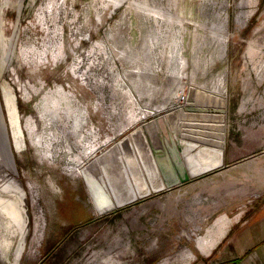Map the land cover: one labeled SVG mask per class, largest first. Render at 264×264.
<instances>
[{
    "label": "rangeland",
    "instance_id": "obj_1",
    "mask_svg": "<svg viewBox=\"0 0 264 264\" xmlns=\"http://www.w3.org/2000/svg\"><path fill=\"white\" fill-rule=\"evenodd\" d=\"M192 86L227 88L221 125L182 121L219 140L226 120L223 165L129 202L149 169L112 160L125 203L99 212L79 155L115 157L142 124L174 135L178 107L130 123ZM262 222L264 0H0V264H264L240 239Z\"/></svg>",
    "mask_w": 264,
    "mask_h": 264
},
{
    "label": "bare ground",
    "instance_id": "obj_2",
    "mask_svg": "<svg viewBox=\"0 0 264 264\" xmlns=\"http://www.w3.org/2000/svg\"><path fill=\"white\" fill-rule=\"evenodd\" d=\"M163 13V12H162ZM164 15V14H163ZM124 77V76H123ZM127 89L129 90V79H125ZM193 87V86H192ZM191 88V87H190ZM196 88V87H195ZM197 92L194 96L195 98L191 100L189 93L184 90L181 94L179 93V96L174 97L173 101H168L166 105H158V107H153L152 109L154 111H158V108L162 107H168L169 103H172L168 109H173V107H177L178 105H190L194 107H200L201 109H224L226 112L222 113L220 110H212V111H184L181 108H178L176 114L177 117V123L174 131V135L168 134L165 135L160 133V130H162V127L158 124V122H154L153 124H142L139 126V128L130 131L128 134H126L122 139L119 141H115V147L111 149V152L117 153L116 156L111 159L110 161H107V163L103 160H101V155H98L97 148L94 146L91 151L83 152L82 155L80 154L79 158L76 160V170L82 175V177L87 181V184L89 186L90 191V201H94L97 204L98 211L99 212H105L109 211L111 209L117 208L119 205L125 203V200L117 199L114 194L110 191V188L106 181L104 180L103 175V168H106L105 165L109 164L112 165L114 161L118 163V169H122L125 165V160L129 158L134 159L132 162H139L140 166L142 164V159L148 158L149 159V169L152 170L151 176L148 173L147 179H144V171H142L141 182L136 186H131L132 183L129 181V202L136 200L139 196H141L144 193H149L158 190L162 186L161 177L159 175L158 169L156 167V164L152 158L149 142L146 138V134H150V126L153 127V131L151 132L153 137V141L156 145L159 144L161 141V138L163 137L166 141L168 140L170 143L172 141V137H174L179 145L183 146L185 148L187 156H189V159H191V163L193 164V168L195 169H202L208 166H214L218 165L222 162V159L224 158V143H225V135H226V120L222 124L223 128L221 136L218 139L216 138H203L201 137H190L188 135H185L186 133L184 126V122L186 123H201L198 119L197 114L199 113H211V114H227V88L224 86L221 87V92H226L225 94L211 90H203L196 88ZM143 108L142 110H144ZM173 111V110H172ZM182 121H184L182 123ZM139 122V121H138ZM138 122H136L138 124ZM141 122V121H140ZM179 125V126H178ZM180 128L181 131L178 129ZM180 131V132H179ZM103 145V144H102ZM144 148V149H143ZM87 150V149H86ZM90 150V149H88ZM195 151V152H192ZM95 152V153H94ZM199 153V156H194ZM130 153V155L128 154ZM195 153V154H194ZM134 155V158L132 157ZM143 156H142V155ZM92 155L91 157L87 158L86 161H84L82 164L81 162L88 156ZM98 155V156H95ZM140 155L142 158H140ZM129 156V158L127 157ZM94 161V162H93ZM106 163V164H104ZM115 164V163H114ZM91 166V167H90ZM115 166V165H114ZM142 167V166H141ZM116 168V167H115ZM96 170V172L94 171ZM110 175V173H109ZM112 176V175H111ZM149 179V180H148Z\"/></svg>",
    "mask_w": 264,
    "mask_h": 264
},
{
    "label": "water",
    "instance_id": "obj_3",
    "mask_svg": "<svg viewBox=\"0 0 264 264\" xmlns=\"http://www.w3.org/2000/svg\"><path fill=\"white\" fill-rule=\"evenodd\" d=\"M196 92L197 89L195 87L190 88L189 96L191 97L190 98L191 100L195 98L194 96L196 95ZM177 107L181 108L184 111H191V112L212 111V110H217V111L220 110L222 113L226 112L224 109H217V108L212 110L208 108L201 109L200 107H194L184 104L179 105ZM177 107H173V109L171 110H174ZM179 130L181 131L180 128ZM148 142H149L152 158L156 164L162 182L161 188H159L156 191L168 190L186 184L194 178L201 177L208 172H212L220 168L224 162L223 161L224 158H223L222 162L219 163L218 165L208 166L199 170L198 169L194 170L193 164L191 163V159H189V156H187L185 148L181 146V144L179 145V143L174 137H172L171 143L168 140L166 141L163 137L161 138V141L159 142L158 145H156L153 140L150 141L148 140ZM192 152L195 151L192 150ZM142 156L140 158H142ZM194 156L196 157L199 156V153L197 152V154ZM142 162L146 164L145 166L147 167L149 166L148 164H150L148 158L142 159ZM150 172L152 173V170L149 169L148 173L151 176ZM149 193H144L141 196H144Z\"/></svg>",
    "mask_w": 264,
    "mask_h": 264
},
{
    "label": "crops",
    "instance_id": "obj_4",
    "mask_svg": "<svg viewBox=\"0 0 264 264\" xmlns=\"http://www.w3.org/2000/svg\"><path fill=\"white\" fill-rule=\"evenodd\" d=\"M214 91H217V92H220V93H223V94H225L226 92H221V90H218V89H214ZM169 101V100H168ZM168 102H166V103H163V104H161V106L162 105H166ZM172 103H169V106L168 107H170V105H171ZM136 107H138V106H136ZM168 107H164V108H162V107H160V108H158V111H154L153 109H150V108H145L144 110H146V111H144L143 113H141V112H139L138 110H135V112L136 111H138L135 115H134V117H133V119H132V122L130 123L131 125L132 124H134V123H136V122H138V121H140L141 120V118H143L144 116H147V115H149L150 113H157V112H159L160 110H165L166 108L168 109ZM206 115H210V114H203V113H201L200 114V116L198 117V119H199V121L201 122V123H204V124H213L214 125V127H216L215 125H216V123H218V121L216 120V117H214V115H213V117H210V118H208V116H206ZM216 116V115H215ZM129 123H128V125H126L125 127H127V126H129L130 125ZM219 125H221V123H218ZM114 139V138H113ZM112 140V139H111ZM110 142V141H109ZM96 148V147H95ZM114 158V154H112V155H110V157H108V158H105V159H103V161H105V162H107V161H110L111 159H113ZM76 169V168H75ZM182 186V185H181ZM230 194H232L233 196L235 195V197L237 196V193L235 192V191H230ZM233 199H234V197H232ZM244 218V216H242V218H240V221H242V219ZM240 223V222H239ZM239 223H237V224H239ZM261 224H263L264 225V222H262ZM235 225L236 224H234L231 228H228L229 229V232H227L228 234H227V236H229L230 235V233L232 232V230H233V228L235 227ZM226 236V237H227ZM225 236H223L222 235V238H221V240L220 241H223L224 240V238H226ZM223 239V240H222ZM240 239L243 241V247H244V250H246L245 251V253H244V255L245 254H247L249 251H252V250H255L256 248L257 249H260V248H262L261 246H262V244H263V246H264V237L263 236H258V237H255L254 238V236L251 234V232H248V231H246V233H243L241 236H240ZM214 248H216V246L214 245ZM213 248V249H214Z\"/></svg>",
    "mask_w": 264,
    "mask_h": 264
},
{
    "label": "flooded vegetation",
    "instance_id": "obj_5",
    "mask_svg": "<svg viewBox=\"0 0 264 264\" xmlns=\"http://www.w3.org/2000/svg\"><path fill=\"white\" fill-rule=\"evenodd\" d=\"M200 114L201 113H199V114H197V116L199 117L200 116ZM203 114H210V115H206V116H212L213 117V115H214V117H219V118H221V117H223L224 115H222V114H211V113H203ZM216 115V116H215ZM178 117V116H177ZM176 121H177V119H176ZM218 122L219 123H222V121L221 120H218ZM211 127H214V126H212V125H210ZM217 137V136H216ZM97 148V150L95 151V152H97L98 151V147H96ZM94 152V153H95Z\"/></svg>",
    "mask_w": 264,
    "mask_h": 264
}]
</instances>
